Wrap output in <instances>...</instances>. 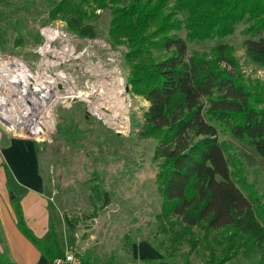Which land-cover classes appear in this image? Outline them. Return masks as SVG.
I'll list each match as a JSON object with an SVG mask.
<instances>
[{"label":"rangeland","instance_id":"1","mask_svg":"<svg viewBox=\"0 0 264 264\" xmlns=\"http://www.w3.org/2000/svg\"><path fill=\"white\" fill-rule=\"evenodd\" d=\"M57 1L0 0V148L5 150L0 169L4 172V194L10 201L13 194L21 196L17 191L9 192L7 179L14 185L19 183L14 180L16 176H27L31 183L36 180L30 149L41 177L40 187L31 192L39 194V206L47 211L48 219L42 236L41 232L37 236L54 253L68 249L88 264H182L186 246L172 259L165 258L158 249L160 242L166 243V236L158 232L156 219L161 206L153 161L157 142L141 135L142 113L149 103L130 90L126 47L114 44L108 34L110 12L94 11L97 17L92 23L96 31L90 38L69 30L62 18L50 19L49 10ZM245 25L238 24L223 41L232 46L244 78L264 84V69L245 55ZM179 34L183 37L184 30ZM51 35L58 39L48 45ZM214 44L215 40L195 41L188 43V49L209 51ZM45 49L56 56L68 49L75 58L83 53L89 58L55 68L47 77L51 81L59 77L58 80L52 83L46 79L47 84L39 92L26 89V96L19 87V71L23 69L32 81L46 76L45 63L51 62L52 57L44 56ZM101 57L113 62L109 69L115 70L117 83L96 90L92 88L93 79L84 76L83 71L85 64L92 65V59L99 61ZM5 66L19 73L10 77L12 70ZM40 66L45 71L38 70ZM71 85L78 87L70 92ZM101 105H109L114 114L109 109L103 112ZM230 141L246 164L248 181L255 183L264 200V160L249 147ZM103 191L107 193L105 200L99 193ZM33 204L36 206L37 201ZM19 234L31 250L34 247L40 251ZM41 256L44 263H50L51 259ZM190 260L191 264H205L199 254H192ZM36 262L31 253L13 264ZM254 262L255 259L238 256L228 264ZM4 264H11L5 256Z\"/></svg>","mask_w":264,"mask_h":264},{"label":"trees","instance_id":"2","mask_svg":"<svg viewBox=\"0 0 264 264\" xmlns=\"http://www.w3.org/2000/svg\"><path fill=\"white\" fill-rule=\"evenodd\" d=\"M96 9L109 10L108 34L126 47L130 90L149 103L141 135L157 142L156 219L166 236L158 249L172 259L186 246L182 264H191L194 253L205 264L238 256L264 264L263 195L230 141L264 160V84L244 78L223 41L245 23V55L264 69V0H59L49 17L92 38ZM203 40L215 44L189 51L188 43ZM13 206L19 230L44 258L58 255L26 225L20 204Z\"/></svg>","mask_w":264,"mask_h":264},{"label":"crops","instance_id":"3","mask_svg":"<svg viewBox=\"0 0 264 264\" xmlns=\"http://www.w3.org/2000/svg\"><path fill=\"white\" fill-rule=\"evenodd\" d=\"M24 145V144H23ZM24 147H29L27 145H24ZM13 148V145L10 147ZM7 148L6 150L10 149ZM3 157H0V163L4 164V147L0 148ZM29 151L30 156L32 157V167H33V176H35L36 180L34 182L29 181V177L22 176V177H15L16 180L19 181L16 182V185L12 184L7 179L8 189L9 192L16 191L18 194H21V196H15L13 194V199H8L7 194H4V172L0 169V256H5L6 259L11 263H18V260L25 254L30 255L31 253L34 254L37 260V264H50L49 261L44 263V259H42L41 255L42 253L38 250H36L34 247H32V250L30 249L28 243L24 241L19 232L23 237H25L22 232L19 230L17 226V219L16 214L14 211L13 202L17 201L22 210V214L24 217V221L26 225L31 229L33 234L40 238L38 233L41 232L42 236V228L48 225V219H47V211H45L43 208L39 206L40 197L39 194L36 192H31V190L38 189L41 184V177L37 173L36 169V157L34 152H32L30 149ZM29 181V182H28ZM24 187L28 190H30V193H26L23 191L22 188ZM35 191V190H34ZM13 193V192H12ZM11 193V194H12ZM15 196V198H14ZM34 201H37V205L35 206L33 203ZM32 204V206H30ZM26 238V237H25ZM27 239V238H26ZM30 241L29 239H27ZM34 244V243H33ZM21 247V249H20ZM21 252V253H19ZM41 253V254H40ZM44 258V257H43Z\"/></svg>","mask_w":264,"mask_h":264},{"label":"bare ground","instance_id":"4","mask_svg":"<svg viewBox=\"0 0 264 264\" xmlns=\"http://www.w3.org/2000/svg\"><path fill=\"white\" fill-rule=\"evenodd\" d=\"M58 37L55 35H51L48 37L47 39V44L50 45L51 43H56L57 42ZM48 47V46H47ZM100 52V51H99ZM103 52V51H102ZM50 50L45 49L44 52V56H48L50 55V57H52L51 62H46V68H48L47 72H44L46 74V76L44 77H37V81H32V79H30V77L27 76V74L22 71H19L18 73L14 71V69H12V67H9V69H11L12 71L9 73V76H11L12 73H16L19 75V77H17L19 84L22 89V92L25 94L26 93V89H29V92L33 93L35 90L36 91H40L41 90V86L42 85H46V79L49 80V78L47 76H49L50 74L52 75V73L57 70L59 67L64 68L65 66H67L68 63L70 62H74L78 60H84L89 58V55H87V53H83L82 55H78V57H73L72 54L69 52L68 49L62 50L61 53L58 54V56H56L55 54L51 53ZM103 56V55H102ZM96 58V57H94ZM64 59L63 62H59L57 63V60H61ZM97 59H92V65H88L85 64L86 69L83 71L84 76H87L88 78L93 79V83H92V88H95L96 90L98 89V87L100 86H105V89L110 88L112 85H114L115 83H117V80L115 78V70L114 69H109L112 65L113 62H107L105 58L101 57V59L99 61H96ZM91 62V61H90ZM7 67V66H5ZM7 67V68H8ZM4 68V66H3ZM57 68V69H55ZM61 68V69H62ZM1 69V68H0ZM7 70V69H6ZM38 70L40 71H45L44 66H40L38 67ZM7 75V72H4V76ZM14 75V74H13ZM15 76V75H14ZM21 76V77H20ZM61 77V76H60ZM67 77V76H66ZM12 79V78H11ZM59 77H55L53 79V81L49 80V82H55L56 80H58ZM69 78L66 79H62V81H69ZM23 86V87H22ZM25 86V87H24ZM78 87V86H77ZM76 86L71 85L70 87V92H72L73 90L77 89ZM83 87V86H82ZM91 87V86H90ZM25 88V89H24ZM87 88V87H86ZM35 89V90H34ZM34 90V91H33ZM21 92V90H20ZM86 92H88V89L86 90ZM91 93L94 92V89L90 91ZM22 93V94H23ZM89 93V92H88ZM76 94V93H75ZM87 94V93H86ZM86 94H77L79 96L84 97ZM26 95V94H25ZM27 96V95H26ZM43 102V100L41 101V103ZM101 108L104 112V110L109 109V105H101ZM30 109V108H29ZM112 111L111 113L114 114V110L112 108H110L108 111ZM107 111V112H108ZM26 112H28L26 110ZM112 114V117H115ZM116 118V117H115ZM116 120V119H115Z\"/></svg>","mask_w":264,"mask_h":264},{"label":"built area","instance_id":"5","mask_svg":"<svg viewBox=\"0 0 264 264\" xmlns=\"http://www.w3.org/2000/svg\"><path fill=\"white\" fill-rule=\"evenodd\" d=\"M50 264H85L84 259L77 253L65 249L50 260Z\"/></svg>","mask_w":264,"mask_h":264},{"label":"water","instance_id":"6","mask_svg":"<svg viewBox=\"0 0 264 264\" xmlns=\"http://www.w3.org/2000/svg\"><path fill=\"white\" fill-rule=\"evenodd\" d=\"M127 89V88H126Z\"/></svg>","mask_w":264,"mask_h":264}]
</instances>
